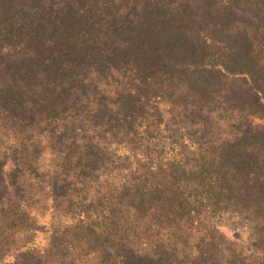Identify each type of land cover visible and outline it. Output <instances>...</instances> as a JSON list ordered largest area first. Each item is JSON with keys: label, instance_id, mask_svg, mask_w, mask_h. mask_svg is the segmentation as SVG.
I'll return each mask as SVG.
<instances>
[{"label": "trees", "instance_id": "1", "mask_svg": "<svg viewBox=\"0 0 264 264\" xmlns=\"http://www.w3.org/2000/svg\"><path fill=\"white\" fill-rule=\"evenodd\" d=\"M0 264H264V0H0Z\"/></svg>", "mask_w": 264, "mask_h": 264}]
</instances>
